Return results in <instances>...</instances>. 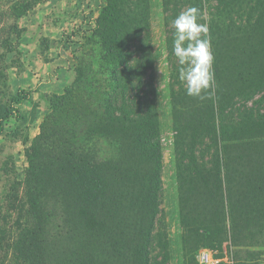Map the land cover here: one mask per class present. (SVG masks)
Returning <instances> with one entry per match:
<instances>
[{
  "label": "trees",
  "instance_id": "16d2710c",
  "mask_svg": "<svg viewBox=\"0 0 264 264\" xmlns=\"http://www.w3.org/2000/svg\"><path fill=\"white\" fill-rule=\"evenodd\" d=\"M162 5L173 25L166 39L169 53H174V20L196 7L215 57L210 98L189 96L187 87L169 83L183 240L191 233L197 242L221 244L228 232L233 246L256 243L264 234V111L238 104L264 87V65L257 68L252 60L248 79L230 44L222 42L232 33L241 44L263 29L254 51L264 63V0H162ZM91 33L90 62L98 69L88 70L89 94L99 100L84 115V125L74 119L63 131L51 126L37 136L31 157L41 156L40 163L31 162L28 172L47 179L40 191L49 197L37 211L40 219L47 217L52 204L57 237L74 240L68 257L55 264H149L162 155L148 0H105ZM30 93L19 88L11 96L0 134L2 119L19 113ZM206 150L209 160L195 156ZM30 204L34 208L32 199Z\"/></svg>",
  "mask_w": 264,
  "mask_h": 264
},
{
  "label": "rangeland",
  "instance_id": "374dc122",
  "mask_svg": "<svg viewBox=\"0 0 264 264\" xmlns=\"http://www.w3.org/2000/svg\"><path fill=\"white\" fill-rule=\"evenodd\" d=\"M104 2L0 0V120L6 115L11 96L19 88L31 91L29 98L18 106L19 113L2 119L0 264H55L61 256L68 257L74 247L73 239L57 237L55 225L58 220L52 204H47V217L40 219L36 206L41 200L49 201L48 195L40 191L47 179H43V175L40 179L37 171L29 176L28 170L31 162L35 167L40 163L41 156L31 157V148L43 129L47 133L51 126H56L63 131L73 125L74 119L84 125V115L95 106L94 99L99 100L98 95L89 94L88 70L98 69L90 62L91 54L95 53L91 29ZM148 21L162 155L161 188L151 232L149 264H198L196 255L200 249L213 250L220 258L232 259L230 263L220 261L217 264H264V234L256 243L237 246L228 241V232L225 233L226 241L221 244L209 240L197 242L191 233L183 240L187 232L179 215L180 192L173 152L169 83L174 80L175 88L181 86L183 89L187 85L179 79L181 65L178 58L167 48L168 30L173 25L162 0H148ZM228 36L222 46L230 44L232 58L237 55V63L243 64L250 79L253 71L252 68L247 71V67L254 63L252 60L258 62L257 68L264 65L254 51L256 43L262 39L263 29L255 30L241 44L238 35L230 33ZM242 46L246 52L240 55ZM263 88L253 89L247 96L249 100L237 101L238 107L245 104L263 112ZM47 146L43 145V148ZM209 154L207 150L195 152L197 158L203 155V160H209ZM31 199L35 202L34 208Z\"/></svg>",
  "mask_w": 264,
  "mask_h": 264
},
{
  "label": "clouds",
  "instance_id": "9594fccd",
  "mask_svg": "<svg viewBox=\"0 0 264 264\" xmlns=\"http://www.w3.org/2000/svg\"><path fill=\"white\" fill-rule=\"evenodd\" d=\"M199 10L196 7L181 12L174 20L173 52L181 68L179 79L186 83L187 95L204 99L214 94V55L206 24L198 23ZM203 34V35H202Z\"/></svg>",
  "mask_w": 264,
  "mask_h": 264
},
{
  "label": "built area",
  "instance_id": "2783aa9c",
  "mask_svg": "<svg viewBox=\"0 0 264 264\" xmlns=\"http://www.w3.org/2000/svg\"><path fill=\"white\" fill-rule=\"evenodd\" d=\"M215 251L209 250V249H200L197 252L196 259L198 264H217L220 261H225V262H232V259L230 257H223L220 258L215 255Z\"/></svg>",
  "mask_w": 264,
  "mask_h": 264
}]
</instances>
